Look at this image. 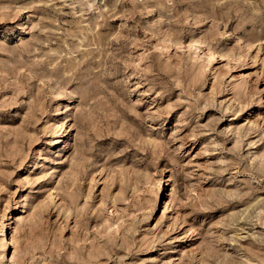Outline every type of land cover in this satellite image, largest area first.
Masks as SVG:
<instances>
[{
	"label": "rangeland",
	"instance_id": "374dc122",
	"mask_svg": "<svg viewBox=\"0 0 264 264\" xmlns=\"http://www.w3.org/2000/svg\"><path fill=\"white\" fill-rule=\"evenodd\" d=\"M0 264H264V0H0Z\"/></svg>",
	"mask_w": 264,
	"mask_h": 264
},
{
	"label": "bare ground",
	"instance_id": "6f19581e",
	"mask_svg": "<svg viewBox=\"0 0 264 264\" xmlns=\"http://www.w3.org/2000/svg\"><path fill=\"white\" fill-rule=\"evenodd\" d=\"M13 235V234H12ZM6 242V241H5ZM11 242H12V240H11ZM6 244V243H5ZM11 243H8L7 245H6V247H5V253L4 254H7V252H8V250H9V247L12 245H10Z\"/></svg>",
	"mask_w": 264,
	"mask_h": 264
}]
</instances>
